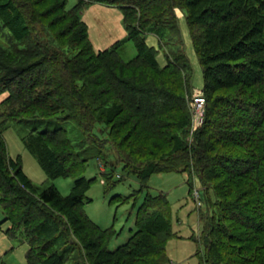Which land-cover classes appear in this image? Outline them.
I'll list each match as a JSON object with an SVG mask.
<instances>
[{
	"label": "trees",
	"instance_id": "1",
	"mask_svg": "<svg viewBox=\"0 0 264 264\" xmlns=\"http://www.w3.org/2000/svg\"><path fill=\"white\" fill-rule=\"evenodd\" d=\"M93 3L119 7L127 32L98 51L81 18ZM176 9L185 18L205 95L203 122L188 139L192 88L185 73L191 65ZM0 23L10 33L9 44L0 45V207L10 223L6 233L19 232L28 245L27 264H68L74 249V264H172L166 243L174 233L162 192L145 195L136 229L113 250L115 229L84 212L89 160L110 165H103V184L114 186L105 142L139 190L153 173L186 172L189 188L193 176L199 179L207 213L199 264H264V0H77L70 8L66 0H0ZM148 33L164 48V65L147 44ZM126 39L136 47L128 61L119 55ZM232 85L235 93L217 92ZM9 121L31 126L24 144L48 176L74 178L68 195L52 185L36 188L20 158L8 155L2 130ZM61 122L72 123L81 137H71ZM98 124L107 128L104 140ZM152 133L155 146L167 152L151 146L146 153ZM144 154L149 157L140 159ZM205 190L215 196L213 214Z\"/></svg>",
	"mask_w": 264,
	"mask_h": 264
},
{
	"label": "rangeland",
	"instance_id": "2",
	"mask_svg": "<svg viewBox=\"0 0 264 264\" xmlns=\"http://www.w3.org/2000/svg\"><path fill=\"white\" fill-rule=\"evenodd\" d=\"M76 1L66 0V8L72 7ZM93 4L86 6L83 9V15H81V18L87 25L88 38L93 49L98 51L109 48L114 42L125 39L127 32L119 7L99 4L91 9V6H94ZM178 14L180 15V12ZM118 16H120L119 19ZM178 27L184 52L191 65V74L185 73L189 79L190 88H192L187 96L189 99L194 88L203 89V75L183 15L178 16ZM161 35L164 38L166 34L163 32ZM43 38L47 39L45 37ZM166 38L168 39L169 35ZM9 39L10 33L8 29L0 23V45L7 46ZM145 40L148 45L153 46L157 50L156 59L159 65H164L166 62L164 48L161 47L156 34H146ZM68 51L72 52L73 49H65L66 53ZM119 55L124 61L132 59L136 55V47L133 41L129 39L124 40L119 49ZM170 78L173 79V76ZM217 92L225 94L235 93L236 87L232 85L219 89ZM4 96L5 93L0 94V100ZM126 114L124 113L122 117L125 118ZM132 123H134V119H130V123L125 126V132ZM60 125L68 129L71 137L73 135L76 139L81 137L80 131L72 123L61 122ZM98 126L102 127L100 124ZM199 127L192 129L190 126L186 139ZM30 131H32L31 126L24 122L9 121L5 124L2 130V136L6 142L8 155L13 159L20 158L22 171L33 186L38 189H43L52 185L63 196L68 195L72 190L74 178L71 176L50 177L46 174L36 157L24 144L23 139ZM96 133L101 136L102 140L105 137L107 138V128H96ZM155 136L157 135L153 133L152 136L148 134L145 140V149L147 150L148 147L149 150V147L152 146L157 152H167L166 149H159L155 146ZM114 153L115 147L113 144L105 142V159L109 164L112 162L114 164L115 172L112 177V182H114L113 187L109 188L108 183L103 184L100 181L103 179L105 181V176L101 173L103 172L104 166L105 168L110 167V165H106L101 159L89 160L83 174L87 179L91 180L89 188L86 191L88 201L86 200L83 204L84 212L92 222L100 227H112L116 231V234L108 244L109 249L113 250L123 244L136 229L135 214L137 206L143 201L145 195L147 193L156 195L162 192L168 201V219L174 233L166 243L167 256L173 264H199V254L203 253L202 238H200L204 228L203 218L207 215L205 213L206 205L204 204L203 196H201L203 194L200 190L199 179L193 176L191 179L192 185L189 188V176L186 172L170 171L153 173L148 179L147 187L139 190L140 184L134 175H124L123 177L121 164L116 161L117 155ZM145 157L149 156L144 154L139 158L143 159ZM118 178L122 179L117 181ZM134 192L136 194L133 199ZM204 195L205 199L207 198L209 202L210 209L213 210V214L214 210L217 209L213 191L205 190ZM119 196L127 199L118 202L116 199ZM3 217L2 208L0 207V264H27L25 258V253L28 249L27 243L22 239V235L19 232L16 236H10L6 233V230L10 227V223L3 221ZM238 230H241V228L238 227ZM72 236L75 238L73 234ZM75 240L78 243V247H80L81 243L76 238ZM78 251V249L73 250L69 256L68 264H74L75 260H78Z\"/></svg>",
	"mask_w": 264,
	"mask_h": 264
},
{
	"label": "built area",
	"instance_id": "3",
	"mask_svg": "<svg viewBox=\"0 0 264 264\" xmlns=\"http://www.w3.org/2000/svg\"><path fill=\"white\" fill-rule=\"evenodd\" d=\"M193 93L188 99V106L191 112V127L196 129L199 127L205 114V95L203 89H193ZM102 183L104 180H100Z\"/></svg>",
	"mask_w": 264,
	"mask_h": 264
},
{
	"label": "crops",
	"instance_id": "4",
	"mask_svg": "<svg viewBox=\"0 0 264 264\" xmlns=\"http://www.w3.org/2000/svg\"><path fill=\"white\" fill-rule=\"evenodd\" d=\"M93 5H94V6H91V9L94 8L96 5H99V4L97 3V4H93ZM100 5H104V4H100ZM107 6H110V5H107ZM83 13H84V12L82 11V15H83ZM180 15H183V13H182L181 11H180ZM180 15L178 14V16H180ZM121 16H122V14H121ZM119 17H120V16H118V19H119ZM172 264H173V262H172Z\"/></svg>",
	"mask_w": 264,
	"mask_h": 264
}]
</instances>
